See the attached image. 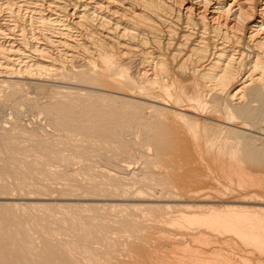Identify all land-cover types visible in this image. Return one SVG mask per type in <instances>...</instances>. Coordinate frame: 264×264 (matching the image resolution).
I'll return each mask as SVG.
<instances>
[{"label":"rangeland","instance_id":"1","mask_svg":"<svg viewBox=\"0 0 264 264\" xmlns=\"http://www.w3.org/2000/svg\"><path fill=\"white\" fill-rule=\"evenodd\" d=\"M65 64L0 76V264H264L260 239L204 224L264 199L224 203L216 182L167 171L166 111Z\"/></svg>","mask_w":264,"mask_h":264},{"label":"bare ground","instance_id":"2","mask_svg":"<svg viewBox=\"0 0 264 264\" xmlns=\"http://www.w3.org/2000/svg\"><path fill=\"white\" fill-rule=\"evenodd\" d=\"M67 62L166 111L167 171L216 182L224 203L264 199L250 176L264 172V0H0V76ZM212 213L206 227L264 246V210Z\"/></svg>","mask_w":264,"mask_h":264}]
</instances>
